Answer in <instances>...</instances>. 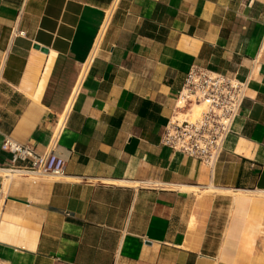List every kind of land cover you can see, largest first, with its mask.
<instances>
[{
	"label": "crops",
	"instance_id": "1",
	"mask_svg": "<svg viewBox=\"0 0 264 264\" xmlns=\"http://www.w3.org/2000/svg\"><path fill=\"white\" fill-rule=\"evenodd\" d=\"M193 66L248 84L214 168L162 144ZM0 264H264V0H0Z\"/></svg>",
	"mask_w": 264,
	"mask_h": 264
},
{
	"label": "built area",
	"instance_id": "2",
	"mask_svg": "<svg viewBox=\"0 0 264 264\" xmlns=\"http://www.w3.org/2000/svg\"><path fill=\"white\" fill-rule=\"evenodd\" d=\"M247 90V82L235 74L193 66L179 93L177 111L164 128L162 144L214 168L225 151ZM198 106L201 108L196 112ZM57 146L53 141L48 152L39 154L31 146L6 137L2 149L13 154L14 163H24L8 169L11 173L36 181L42 176L65 175L66 160L57 153Z\"/></svg>",
	"mask_w": 264,
	"mask_h": 264
},
{
	"label": "bare ground",
	"instance_id": "3",
	"mask_svg": "<svg viewBox=\"0 0 264 264\" xmlns=\"http://www.w3.org/2000/svg\"><path fill=\"white\" fill-rule=\"evenodd\" d=\"M199 108H201V107H196V109H199ZM69 110H71V109H69ZM64 121H65V116H62L61 118H60V120H59V124H58V132L62 129V127H63V124H64ZM8 173H11L9 170H6ZM9 184V183H8ZM237 194H239V193H237Z\"/></svg>",
	"mask_w": 264,
	"mask_h": 264
},
{
	"label": "rangeland",
	"instance_id": "4",
	"mask_svg": "<svg viewBox=\"0 0 264 264\" xmlns=\"http://www.w3.org/2000/svg\"><path fill=\"white\" fill-rule=\"evenodd\" d=\"M200 110V108L199 109H196V112H198ZM1 174H4L3 172H1ZM5 175V174H4ZM14 177H21V176H19V175H15Z\"/></svg>",
	"mask_w": 264,
	"mask_h": 264
},
{
	"label": "water",
	"instance_id": "5",
	"mask_svg": "<svg viewBox=\"0 0 264 264\" xmlns=\"http://www.w3.org/2000/svg\"><path fill=\"white\" fill-rule=\"evenodd\" d=\"M37 48L39 47L38 45L36 46ZM43 52H48V50L46 48H42Z\"/></svg>",
	"mask_w": 264,
	"mask_h": 264
}]
</instances>
